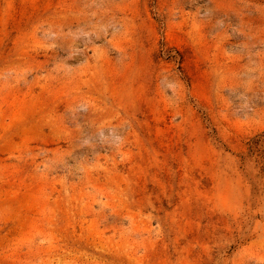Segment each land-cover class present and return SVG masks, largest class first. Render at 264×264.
<instances>
[{
    "label": "rangeland",
    "instance_id": "rangeland-1",
    "mask_svg": "<svg viewBox=\"0 0 264 264\" xmlns=\"http://www.w3.org/2000/svg\"><path fill=\"white\" fill-rule=\"evenodd\" d=\"M0 264H264V0H0Z\"/></svg>",
    "mask_w": 264,
    "mask_h": 264
}]
</instances>
